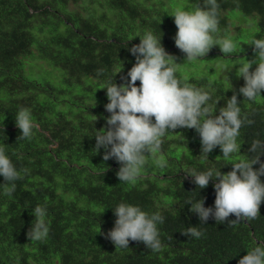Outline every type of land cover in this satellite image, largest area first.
<instances>
[{"label": "trees", "instance_id": "16d2710c", "mask_svg": "<svg viewBox=\"0 0 264 264\" xmlns=\"http://www.w3.org/2000/svg\"><path fill=\"white\" fill-rule=\"evenodd\" d=\"M217 2L218 38H232L239 48L246 41L243 28L234 36L230 27L235 19L251 17L257 20L252 38H264V0ZM196 3L203 6L204 0H0V145L22 176L9 195L0 175V264H238L264 244V202L257 219L234 225L211 216L201 223L190 211L189 202L202 198L204 207L215 208L218 181L199 189L188 173L213 169L226 174L239 158L258 154L249 151L253 141L264 144V90L255 101L246 100L239 93L245 81L235 74L237 58H256L254 46L230 55L214 46L195 61H187L175 46L178 29L171 15L177 7L192 10ZM236 10L245 16L229 15ZM147 32L161 38L176 58L182 83L187 78L210 93L207 106L214 115L235 92L241 118L253 123L241 127L240 151L227 159L219 146L208 157L203 154L195 129L169 131L137 180L127 183L116 175L121 165L115 158L104 161L105 149H93L97 131L108 127L105 118L110 116L103 88L113 80L124 84L122 77L130 80L127 73L136 58L129 49ZM20 108H28L38 125L30 140L19 138L15 116ZM260 179L264 182V176ZM120 203L164 217L157 225L159 251L131 240L128 248H115L106 238ZM37 205L46 208L49 227L40 241L27 236ZM188 227H197L202 236L183 235Z\"/></svg>", "mask_w": 264, "mask_h": 264}, {"label": "clouds", "instance_id": "9594fccd", "mask_svg": "<svg viewBox=\"0 0 264 264\" xmlns=\"http://www.w3.org/2000/svg\"><path fill=\"white\" fill-rule=\"evenodd\" d=\"M171 16L178 29L174 38L175 46L186 54L187 61L205 57L214 46H219L224 55L237 53L238 42L216 35L220 31V5L217 0H204L203 6L196 3L192 10L177 7ZM248 44L254 46L256 58L244 59L236 75L245 81L239 93L246 100L255 101L264 90V38H253ZM129 51L136 58L127 73L130 80L122 77L126 81L124 84L117 85L113 80L103 88L109 101L105 109L110 116L105 118L108 127L97 131L93 149L99 153L104 148L103 160L115 158L121 165L116 173L121 182L134 183L148 155L157 153L165 135L177 128L195 129L201 139V152L207 157L217 146L225 159L240 151L241 146L237 143L239 130L253 121L247 116L241 118L235 92L227 100L226 107L219 109V115H214L207 106L211 99L210 93L188 83L187 78L182 83L176 75L179 64L175 62L174 56L166 52L161 38L147 32L140 37V43L133 45ZM253 64L257 67L250 71ZM137 81L140 82L139 87ZM15 122L21 131L20 139L30 140L33 130L38 128L28 108H20L16 112ZM249 151L258 154L251 159L239 158L226 174L213 169L187 174L194 178L193 183L199 189L206 188L210 180L218 181L214 184V209L204 207L203 198L195 203L189 202L190 211L198 214L201 223L207 222L210 216L218 223L233 225L241 220L251 221L259 217L260 206L264 202V182L260 179L264 176V162L260 161L264 144L255 140ZM159 163L164 166L162 161ZM255 164L260 165L258 170L253 169ZM0 175L6 182L5 193L10 195L15 189L14 182L22 176L2 145ZM114 214L117 217L115 226L106 238L113 242L115 248H128L131 240L143 242L153 251L161 249L157 225L164 222V217L160 213L149 215L139 206L120 203L114 208ZM46 215L45 207L37 205L34 208L35 223L27 233L28 239L40 241L47 238L49 227ZM230 215L236 218L228 220ZM182 234L195 238L202 236L197 227H188ZM238 264H264V244H258L248 251Z\"/></svg>", "mask_w": 264, "mask_h": 264}, {"label": "rangeland", "instance_id": "374dc122", "mask_svg": "<svg viewBox=\"0 0 264 264\" xmlns=\"http://www.w3.org/2000/svg\"><path fill=\"white\" fill-rule=\"evenodd\" d=\"M229 15L230 16H239V15H241V16H245L241 11H239V10H236V11H231V12H229ZM256 21L257 20H255V19H252V17L250 18V19H247V20H245V21H242V20H240V19H235L234 20V22H235V24L233 25V26H231L230 27V31H229V33H230V35H236L237 33H238V28H243L242 29V31H243V34H242V39H244V40H246V41H244V43H242L243 45H241L239 48H240V50H242V51H245L246 49H248V47H250L251 45H249L248 43L250 42V40H252L253 38H252V33H254L255 31H256ZM239 48H238V50H239ZM238 59V61H236L234 64H241L242 62H243V60H244V58H241V59H239V58H237ZM41 63H42V61H40ZM39 62V63H40ZM216 66H218V65H220V62H216V63H214ZM45 65V64H44ZM202 65H205V63L204 64H202ZM256 67V65H252V68H255ZM236 74V73H235Z\"/></svg>", "mask_w": 264, "mask_h": 264}, {"label": "bare ground", "instance_id": "6f19581e", "mask_svg": "<svg viewBox=\"0 0 264 264\" xmlns=\"http://www.w3.org/2000/svg\"><path fill=\"white\" fill-rule=\"evenodd\" d=\"M22 64V63H21Z\"/></svg>", "mask_w": 264, "mask_h": 264}]
</instances>
